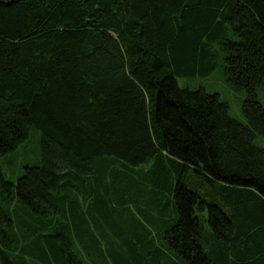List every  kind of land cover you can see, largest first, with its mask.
Masks as SVG:
<instances>
[{"label": "trees", "instance_id": "16d2710c", "mask_svg": "<svg viewBox=\"0 0 264 264\" xmlns=\"http://www.w3.org/2000/svg\"><path fill=\"white\" fill-rule=\"evenodd\" d=\"M263 81L264 0H0V264H264Z\"/></svg>", "mask_w": 264, "mask_h": 264}, {"label": "rangeland", "instance_id": "374dc122", "mask_svg": "<svg viewBox=\"0 0 264 264\" xmlns=\"http://www.w3.org/2000/svg\"><path fill=\"white\" fill-rule=\"evenodd\" d=\"M217 58L213 69L207 74L199 72L194 74L177 75L176 79L180 87H190L192 89L203 86L208 92H218L221 99L227 101L229 113L235 119L245 122L242 112V101L245 96L243 90L232 89L224 80L222 71L221 54L215 46ZM258 99L264 106V81L257 88ZM254 143L264 147V136L257 135ZM40 134L34 128L29 130L27 138L21 142L15 150L7 153L1 158V167L4 177L15 182L17 177L23 172L25 166L38 165L41 162ZM146 167V165H143Z\"/></svg>", "mask_w": 264, "mask_h": 264}]
</instances>
